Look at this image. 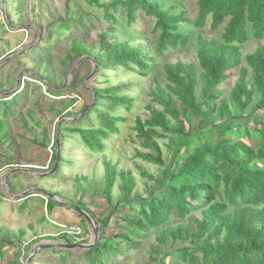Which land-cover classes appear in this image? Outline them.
Instances as JSON below:
<instances>
[{
    "label": "trees",
    "instance_id": "1",
    "mask_svg": "<svg viewBox=\"0 0 264 264\" xmlns=\"http://www.w3.org/2000/svg\"><path fill=\"white\" fill-rule=\"evenodd\" d=\"M87 1L105 8L104 15L107 20H112V26L118 21L111 9L115 11L122 6L129 24L136 22L137 13L142 11L152 19L153 32L157 34L156 52L161 54L186 45L193 36L192 32L186 31L190 28L203 29L208 25L212 30L220 31V40L198 32L195 39L197 65L181 61L164 65L167 84L165 88L158 85L151 91L163 109H152L151 117L145 122L137 119L136 126L144 146L153 150L143 156L144 160L164 167L162 174L154 178L156 186L149 187L148 195L143 197L133 194L136 183L130 171L122 173V197L113 205L112 189L118 173L110 160L104 163L103 192L113 207L106 218L96 222L102 230L116 216L127 233L105 237L104 241L100 240L94 247L75 256L73 264H76V258L84 259L87 264H111L112 257L117 259L125 251L138 248L143 237L141 232L149 229H160L156 235L159 243H165L168 238L173 243L188 240L170 250L153 245L151 253H162L158 264H264V117L259 114L264 110V45L246 54L244 59L242 57V45L250 38L264 39V0H198L194 19L177 4L166 7L163 0H118L119 5L112 7L101 4L100 0ZM77 10L69 8L65 19L68 22L64 25L67 31L76 19L79 28H85L83 16H77ZM111 29L110 26L108 33L102 36V44L95 55H87L85 46L74 41V54L67 58H81V65L90 64L94 59L98 71L103 66L112 71L117 67L147 68L148 60H151L149 55L129 43L110 41ZM50 33L53 39L62 35L55 29ZM232 77H236L233 85L225 87ZM108 84L106 79V87H94L96 98L92 111L97 112L95 124H100L101 128L89 125V115L75 121L88 125L76 129L83 142L79 149L102 150L101 139L118 131L117 121L124 117L112 115L114 107L105 102L127 110L133 106V99L117 95L122 90L120 86ZM48 89L51 94L53 91L57 95L64 93L57 88ZM22 90L8 96L12 101L7 108L5 102L2 103L7 113L19 104L17 97L22 95ZM3 127L0 123V130ZM66 130L61 131V137ZM166 137L171 140L169 163L162 158L156 140ZM63 143L66 142L61 141ZM38 145L47 147L45 142ZM57 147L54 137L50 148L53 152L51 168L57 159ZM64 162L61 153L55 173L67 167ZM30 195L33 196L28 194L24 198ZM44 198L48 212H51L57 202L47 196ZM127 207L131 212L137 211L138 216L125 214ZM196 211H200L202 217L194 218L193 231L186 224L162 228L173 215L186 219ZM52 250L59 254L60 264H67L71 255L65 253L66 249L45 248L37 255L51 254ZM169 256L175 261L166 263L165 258Z\"/></svg>",
    "mask_w": 264,
    "mask_h": 264
},
{
    "label": "rangeland",
    "instance_id": "2",
    "mask_svg": "<svg viewBox=\"0 0 264 264\" xmlns=\"http://www.w3.org/2000/svg\"><path fill=\"white\" fill-rule=\"evenodd\" d=\"M116 1L118 0H100L101 4L107 7L118 6ZM163 1L166 7L177 4L191 19L197 14L198 0ZM69 8L73 11L75 8L78 9L77 16L79 14L83 16L82 23L85 28H79L75 16L73 27L67 31L64 25L68 22L65 19L69 14ZM110 12L118 21L115 26H112V20H107L104 15L105 8L90 5L87 0H2L0 123L4 127L0 130V264H28V257L40 243H91L92 228L79 216L75 206L86 210L95 220L101 221L106 218L111 213L113 205L122 197L120 191L122 173L130 171L133 176L136 183L134 195L143 197L148 195L149 187L156 186L157 181L154 178L162 174L164 167L144 160L143 156L153 153V150L145 147L143 139L138 135L137 119L145 122L151 117L152 109H163L159 101L153 98L151 91L158 85L165 88L166 63L181 61L197 65L195 39L198 32H203L207 38L220 40V31L212 30L208 25L203 29L190 28L186 31L192 32L193 36L186 45L161 54L156 52L157 34L153 32L150 17L139 11L137 21L129 24L122 6L115 11L111 9ZM110 26L112 28L109 33L111 36L108 37L110 41L129 43L131 47H139L143 54L149 55L151 60H148L147 68L128 70L117 67L112 71L107 68L108 66H103L98 71L94 59L90 64L81 65L83 62L81 58L76 60L67 58L69 54H74V41L85 46L87 55H95L96 49L102 44V36L108 33ZM54 29L62 35L53 39L50 32ZM259 45H264V39L250 38L242 45L243 59ZM100 75H103V78H99ZM235 78H230L225 87L230 88ZM106 79L109 80L108 85L120 86L122 90L117 92V95L133 99V106L127 110L105 102L106 105L114 107L112 115L124 117V120L120 118L117 121L118 131L114 134L109 133L101 139L102 150L79 149L83 142L77 136L76 129L88 125L75 121L89 115V125L101 128L100 124H95L97 112L92 111L96 98L94 87H106ZM47 86L63 90L64 93L57 95L54 94L57 92L53 91L51 94ZM21 90L22 95L17 97L19 104L14 106L12 112L7 113L6 108L12 100L5 97L6 94L11 96ZM3 102L6 108L3 107ZM101 110L107 111L105 107H101ZM259 114L264 117V110ZM64 118L70 120H62ZM63 129L67 130L61 137ZM54 137L59 139L61 153L65 158L64 164H67V167H62L58 173H52L50 167L53 153L50 148ZM156 140L160 145L162 158L165 163H169L172 154L170 138ZM61 141L66 143L61 144ZM41 142L47 144L45 149L38 145ZM108 160L118 173L112 189V206L107 202L103 192L104 163ZM20 167L33 171L13 173L6 180L13 169ZM31 188H41L55 193L62 202L68 204H60L53 199L57 202L55 211L48 212L46 199L41 194L30 195L31 197L24 199L12 195H21ZM124 213L138 216L137 211L131 212L128 207ZM196 217H202L200 211L192 213L186 219L173 215L162 228H175L180 224H186L189 225L190 231H193L195 228L193 220ZM57 223L67 224L76 229L63 228ZM121 224L116 216L111 218L110 224L100 230L98 243L113 234L127 233ZM98 225L100 228V223ZM158 231L160 229L142 231L143 237L138 248L125 251L124 255L117 259L112 257L109 262L158 264L162 253H151L153 245L170 250L188 243V240L173 243L170 238L165 243H159L156 239ZM10 242L13 245L7 244ZM85 250H64L67 255H71L67 264H73L74 257ZM44 253L34 256L32 264H60L59 254H54L53 250L52 255ZM75 261L76 264H87L84 259L81 261L76 258ZM173 261L175 259L171 256L165 258L166 263Z\"/></svg>",
    "mask_w": 264,
    "mask_h": 264
},
{
    "label": "water",
    "instance_id": "3",
    "mask_svg": "<svg viewBox=\"0 0 264 264\" xmlns=\"http://www.w3.org/2000/svg\"><path fill=\"white\" fill-rule=\"evenodd\" d=\"M82 60V59H81ZM80 60V61H81ZM96 64H95V68H96ZM10 96V94H6L5 97H8ZM1 97V96H0ZM62 120H70V118H64ZM58 134H59V131H58ZM57 142H58V150H57V159L55 161V164L52 168V173H54L56 171V165H57V162H58V158L61 154V146H60V142H59V139L57 138ZM28 171H33L31 169H25V168H15L13 169L6 177V180H8L9 176L13 173H17V172H28ZM28 194H32V195H38V194H41L43 195L44 197L47 196V197H50L51 199H55L58 203L60 204H68L66 202H62L59 197H57L55 194L53 193H50L44 189H41V188H31V189H28L26 191H24L23 194L21 195H15V194H12L14 197H20V199H23L26 195ZM77 212L89 223V225L91 226L92 228V232H93V240L91 243H88V244H71V243H51V244H45V243H40L38 244L36 247H35V251L34 253H32L28 259H27V263L28 264H32V258L34 256H36L42 249H45V248H62V249H90L92 248L93 246H95L97 243H98V240L100 238V229L98 227V223L96 222V220L94 219V217L88 213L86 210L78 207V206H75Z\"/></svg>",
    "mask_w": 264,
    "mask_h": 264
},
{
    "label": "built area",
    "instance_id": "4",
    "mask_svg": "<svg viewBox=\"0 0 264 264\" xmlns=\"http://www.w3.org/2000/svg\"><path fill=\"white\" fill-rule=\"evenodd\" d=\"M1 5H2V0H0V9H1ZM59 226H61V227H63V228H69L70 230H75L76 229V227H71V226H69V225H67V224H61V223H57ZM68 232H70V231H68ZM74 234H77V232H75V231H72Z\"/></svg>",
    "mask_w": 264,
    "mask_h": 264
},
{
    "label": "crops",
    "instance_id": "5",
    "mask_svg": "<svg viewBox=\"0 0 264 264\" xmlns=\"http://www.w3.org/2000/svg\"><path fill=\"white\" fill-rule=\"evenodd\" d=\"M25 29H27V28H25ZM25 29H23V30L25 31ZM46 202H47V199H46ZM53 211H55V207H54Z\"/></svg>",
    "mask_w": 264,
    "mask_h": 264
}]
</instances>
